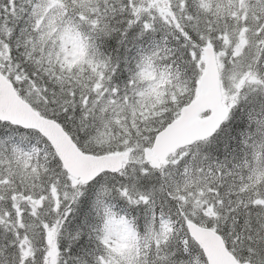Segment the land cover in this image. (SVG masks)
<instances>
[{
	"label": "snow or ice",
	"instance_id": "1",
	"mask_svg": "<svg viewBox=\"0 0 264 264\" xmlns=\"http://www.w3.org/2000/svg\"><path fill=\"white\" fill-rule=\"evenodd\" d=\"M0 264H264V0H0Z\"/></svg>",
	"mask_w": 264,
	"mask_h": 264
}]
</instances>
